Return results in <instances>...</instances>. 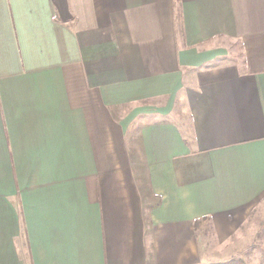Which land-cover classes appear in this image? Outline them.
<instances>
[{"label": "crops", "instance_id": "crops-1", "mask_svg": "<svg viewBox=\"0 0 264 264\" xmlns=\"http://www.w3.org/2000/svg\"><path fill=\"white\" fill-rule=\"evenodd\" d=\"M263 195L264 0H0V264H202Z\"/></svg>", "mask_w": 264, "mask_h": 264}, {"label": "rangeland", "instance_id": "rangeland-1", "mask_svg": "<svg viewBox=\"0 0 264 264\" xmlns=\"http://www.w3.org/2000/svg\"><path fill=\"white\" fill-rule=\"evenodd\" d=\"M224 42V53L220 54V60L233 64L241 61L242 52L239 43L230 40ZM127 107L131 109L132 105ZM155 109L157 108L151 105L139 108V110L158 112ZM153 117L155 116L138 114L130 124V140H136L134 129L138 128L141 122L151 121ZM229 225V233L226 234V237H222L224 233L216 232L212 221H208L206 218L199 221L196 231L202 243L204 263L233 259L242 262L239 264H264V195L244 217L238 218L236 221L230 220Z\"/></svg>", "mask_w": 264, "mask_h": 264}, {"label": "trees", "instance_id": "trees-1", "mask_svg": "<svg viewBox=\"0 0 264 264\" xmlns=\"http://www.w3.org/2000/svg\"><path fill=\"white\" fill-rule=\"evenodd\" d=\"M200 219H201V217L196 219L194 221V224H197L200 221ZM239 263H242V262L241 261H236V260H233V259H231V260L229 259V260H226V261H218V263L217 262H211L209 264H239Z\"/></svg>", "mask_w": 264, "mask_h": 264}]
</instances>
